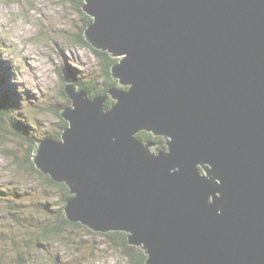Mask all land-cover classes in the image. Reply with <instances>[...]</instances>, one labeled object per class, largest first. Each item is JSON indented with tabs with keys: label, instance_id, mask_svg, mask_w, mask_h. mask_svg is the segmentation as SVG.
Masks as SVG:
<instances>
[{
	"label": "water",
	"instance_id": "1",
	"mask_svg": "<svg viewBox=\"0 0 264 264\" xmlns=\"http://www.w3.org/2000/svg\"><path fill=\"white\" fill-rule=\"evenodd\" d=\"M85 11L97 16L95 48L128 53L112 73L134 88L111 87L120 103L103 116L101 100L65 88L73 128L66 144L44 142L35 165L77 182L69 219L132 230L149 264H264V0H90ZM145 126L174 137L171 155L132 139ZM199 161L222 184L199 176Z\"/></svg>",
	"mask_w": 264,
	"mask_h": 264
},
{
	"label": "clouds",
	"instance_id": "2",
	"mask_svg": "<svg viewBox=\"0 0 264 264\" xmlns=\"http://www.w3.org/2000/svg\"><path fill=\"white\" fill-rule=\"evenodd\" d=\"M76 3L79 7L61 0H0V64L10 67L8 83L15 87L19 98L17 106L0 107V264H140L134 257L135 251L143 253V264H149L151 259L146 243L133 242L135 233L125 228L119 229L132 234L130 243L111 234L109 230L116 228H96L80 218L72 219L91 227L52 231L66 224L69 206L65 209L63 191L49 186L35 164L44 142L53 141V137L62 132L63 138L56 143L66 144V134L73 128L69 118L68 124L62 125L60 114L66 116L69 110L76 111V104L71 95L74 103L66 105L62 93L71 87L76 95L83 94L90 103L101 100L103 116L114 111L120 103L112 94L113 89L126 85L122 92L128 94L134 88L132 82H123V77L115 73V85L102 97L90 95L84 87L88 81H94L95 88L107 87V84L101 76L103 65L86 57L79 41L70 38L78 37L96 45L88 33L97 23V16L92 14L96 18L92 25L83 20V12L90 0H76ZM61 49L68 66L77 70L74 79L67 77L65 62L59 55ZM112 52L117 56L126 53ZM126 59L117 63L114 69ZM109 97H115L110 105L106 104ZM16 123L23 124L28 131L18 130ZM141 130H146L148 136L158 135L164 147L138 139ZM132 139L154 158L171 155V144L174 143L172 135L147 126L136 129ZM111 142L118 143V137L112 136ZM208 165L212 168L208 169ZM40 167L57 178L52 171ZM195 167L202 178L216 185L222 184L210 162L199 161ZM180 171L179 166L172 167L169 174ZM89 174L95 177L96 172L89 169ZM60 180L71 187L76 199L79 193L73 188L77 182L68 178ZM109 191L105 189V193ZM222 195L221 192L210 195L208 203L214 204ZM223 210V206L217 208V214L222 215Z\"/></svg>",
	"mask_w": 264,
	"mask_h": 264
},
{
	"label": "trees",
	"instance_id": "3",
	"mask_svg": "<svg viewBox=\"0 0 264 264\" xmlns=\"http://www.w3.org/2000/svg\"><path fill=\"white\" fill-rule=\"evenodd\" d=\"M63 2H71L74 7H79V5L76 3V0H62ZM84 15H83V20L88 24L90 25L94 18L89 15L85 10H84ZM74 39L78 40L79 43L81 44L82 47H85V48H89L93 53L94 55L97 57L98 59V62L101 63L103 65V71L101 73V76H102V79L106 82L107 84V87H102V88H95L94 87V81H88L86 85H84V87L89 91V94L90 95H101V94H104L106 91H108L113 85H115V78L113 76V73H112V68H113V65L118 61H120L118 57L114 56L111 52L107 51V50H102V49H97L95 48L91 42H87L85 43L83 40H80L78 37H74ZM67 77L69 79H74L75 77L71 76V75H67ZM8 80V70L7 68H4V67H0V88H2V91L0 92V107H3V108H8V107H13L12 103L13 102H10L12 100H10L9 97H14L13 94H11V92L9 90H5L4 87H5V81ZM122 88H125V87H122ZM64 95V97L68 100V105H71L72 104V100L70 99V97L68 96V94L66 93V91L64 90V92L62 93ZM112 100H114L112 97H110L107 101L106 104L110 105L112 103ZM60 118L62 119V125L66 126L68 124V121L65 120V118L63 117L62 114H60ZM15 127L18 129V130H21V131H24V132H27L28 129L23 125V124H20V123H16L15 124ZM146 131V130H145ZM145 131H141V133L138 134V138L141 139L142 141L144 142H147L149 140H157L159 141L158 139L159 138H156L155 135H151V136H148L145 134ZM53 138L57 139V140H60L62 138V132L61 133H57ZM36 167V165H35ZM36 169H38L36 167ZM41 172V174H44L41 170H39ZM46 176V182L48 183L49 186H55V187H58L60 190L63 191L66 199L64 200V205L66 207L67 205V202L68 200L74 196L72 193H71V189L70 187L66 184V183H58L56 181H54L50 175L48 174H45ZM88 227L84 224H82L81 222H76V221H72L68 218V221L66 222V224H63V225H60L58 228H54L52 229L53 232H57V231H60L66 227ZM95 232V231H93ZM111 234L113 236H116L118 238H121L123 239L125 242L127 243H130L129 241V235L130 233L126 232V231H119V230H116V231H110ZM101 234H103V232H101ZM133 248H135V246H133ZM134 257L136 260H138L140 262V264H143V253L142 252H139V251H135L134 252Z\"/></svg>",
	"mask_w": 264,
	"mask_h": 264
},
{
	"label": "rangeland",
	"instance_id": "4",
	"mask_svg": "<svg viewBox=\"0 0 264 264\" xmlns=\"http://www.w3.org/2000/svg\"><path fill=\"white\" fill-rule=\"evenodd\" d=\"M61 2H63L62 0H61ZM83 15H84V13H83ZM71 39H74V37H70ZM57 47H59V44H57ZM83 48V50H84V55L86 56V57H88L89 59H94V60H96L97 62H98V59H97V57L94 55V53L89 49V48H85V47H82ZM89 53H91V56H89ZM59 55L63 58V60H64V62H65V71H66V73L67 74H75L76 75V71L77 70H75V69H73V68H71V66H68V61H67V57L66 56H64V52H63V50L61 49V51H60V53H59ZM118 62V61H117ZM116 62V63H117ZM0 67H4V68H7V70H8V75H9V73H10V67L7 65V64H0ZM5 87H4V89L5 90H9L10 92H11V94H13L14 95V97H9L10 98V100H12V101H10V102H13L12 103V105L13 106H17V102H18V96H17V94L15 93V87L14 86H10L9 85V83H8V80L7 81H5ZM123 87H127V86H123ZM2 91V88H0V92ZM102 95V94H101ZM62 96H63V99H64V101H65V104L66 105H68V100L64 97V95L62 94ZM97 96H99V95H97ZM60 120L62 121V119L60 118ZM62 123V122H61ZM63 124V123H62ZM142 131H145V130H142ZM141 133V132H140ZM139 134V133H138ZM155 135V134H154ZM155 137L156 138H160L158 135H155ZM55 139V138H54ZM57 140V139H56ZM152 141H155V142H160V141H157V140H152ZM159 145H160V148L162 147V145L163 144H161V143H159ZM209 166V165H208ZM39 175L41 176V178H44L45 179V182L47 181L46 180V176H45V174H41V172L39 171ZM47 183V182H46ZM48 184V183H47ZM51 187H53V188H56V189H59L58 187H55V186H51ZM60 190V189H59ZM73 197V196H72ZM71 197V198H72Z\"/></svg>",
	"mask_w": 264,
	"mask_h": 264
},
{
	"label": "flooded vegetation",
	"instance_id": "5",
	"mask_svg": "<svg viewBox=\"0 0 264 264\" xmlns=\"http://www.w3.org/2000/svg\"><path fill=\"white\" fill-rule=\"evenodd\" d=\"M153 135H154V134H153ZM158 140L160 141V140H161V138H159ZM163 147H164V145H162V147H161V148H163ZM202 167H204V166H202Z\"/></svg>",
	"mask_w": 264,
	"mask_h": 264
},
{
	"label": "bare ground",
	"instance_id": "6",
	"mask_svg": "<svg viewBox=\"0 0 264 264\" xmlns=\"http://www.w3.org/2000/svg\"><path fill=\"white\" fill-rule=\"evenodd\" d=\"M123 87V86H122Z\"/></svg>",
	"mask_w": 264,
	"mask_h": 264
}]
</instances>
